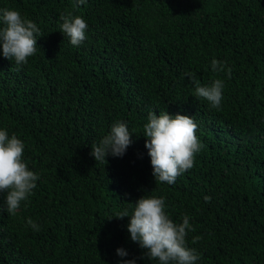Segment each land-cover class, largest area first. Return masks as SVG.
I'll list each match as a JSON object with an SVG mask.
<instances>
[{
    "label": "trees",
    "instance_id": "trees-1",
    "mask_svg": "<svg viewBox=\"0 0 264 264\" xmlns=\"http://www.w3.org/2000/svg\"><path fill=\"white\" fill-rule=\"evenodd\" d=\"M4 8L44 35L24 65L0 52V129L24 142L39 175L15 216L0 193V264H159L131 241L130 217H114L142 196L164 197L176 223L189 216L196 264H264V0H0ZM68 13L88 25L79 46L61 33ZM213 59L231 75L213 73ZM187 73L202 86L223 80L219 110ZM163 111L192 117L201 144L172 185L155 181L143 131L149 112ZM117 121L132 143L96 162L92 146Z\"/></svg>",
    "mask_w": 264,
    "mask_h": 264
},
{
    "label": "clouds",
    "instance_id": "clouds-1",
    "mask_svg": "<svg viewBox=\"0 0 264 264\" xmlns=\"http://www.w3.org/2000/svg\"><path fill=\"white\" fill-rule=\"evenodd\" d=\"M85 0H76L83 4ZM61 33L66 35L71 45L79 46L86 39V21L71 13L60 17ZM41 33L37 24L23 17L13 9H0V52L4 58L14 61L17 66L24 65L28 58L37 51V39ZM213 73L231 69L224 62L213 59L211 61ZM187 76L195 84V94L209 102L212 108L219 110L223 98L224 82L214 79L210 85L202 86L193 73ZM148 122L143 131L146 137L145 147L148 149L152 175L155 181L172 185L183 172L191 169L195 154L201 149L199 138L196 136L198 125L187 115L179 113L172 115L167 111L149 112ZM131 132L126 122L117 121L105 135L99 145H93L91 155L96 162L104 165L105 157H122L127 147L132 143ZM25 145L16 134L9 136L7 130L0 129V193H6L4 203L6 211L15 216L21 202H27L36 188L39 175L30 170L23 158ZM205 202L210 197H204ZM132 206V214L128 210L117 213L114 217L122 219L130 217L127 231L130 239L145 249L148 259H156L159 264H196L199 259L195 249L188 247L186 237L189 231L195 229L189 222V216L184 215L181 223L174 222L165 211V198L156 196H142ZM27 225L34 230L39 226L30 218ZM200 238L194 237L193 243ZM119 257H125L127 252L123 248L116 249ZM119 264H136L135 259L121 260Z\"/></svg>",
    "mask_w": 264,
    "mask_h": 264
}]
</instances>
